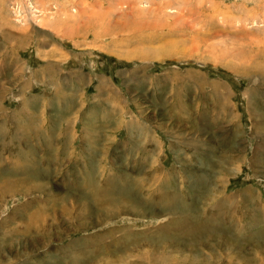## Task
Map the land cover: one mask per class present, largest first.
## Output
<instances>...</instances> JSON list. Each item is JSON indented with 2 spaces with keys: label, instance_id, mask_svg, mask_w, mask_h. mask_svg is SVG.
<instances>
[{
  "label": "rangeland",
  "instance_id": "374dc122",
  "mask_svg": "<svg viewBox=\"0 0 264 264\" xmlns=\"http://www.w3.org/2000/svg\"><path fill=\"white\" fill-rule=\"evenodd\" d=\"M80 73L157 141L56 140L52 173L1 125L0 264H264V0H0L2 92L56 105Z\"/></svg>",
  "mask_w": 264,
  "mask_h": 264
},
{
  "label": "crops",
  "instance_id": "0c3cea01",
  "mask_svg": "<svg viewBox=\"0 0 264 264\" xmlns=\"http://www.w3.org/2000/svg\"><path fill=\"white\" fill-rule=\"evenodd\" d=\"M49 38L46 37L45 38L46 42H43L42 44V46H47L44 48L46 52L49 48L48 46L51 47L54 46V43L52 44L53 40L51 39V37ZM35 48L36 46H34V50H33L35 55L34 57H36ZM38 50H40V48ZM59 53L61 52H58V54ZM44 55L47 56V54ZM38 59H40V57H38ZM18 62L20 65L23 66V69L26 70V71L23 70L21 76L25 72L27 79L28 78L31 79L36 71H32L29 68L28 64L20 59V54L18 56ZM53 66H54L53 62L52 63L49 62L46 64L43 70L47 71L48 68H53ZM80 75L81 77H83L82 79L72 81L71 75L66 74L65 80L69 85L68 86L66 84V86H68L69 89H66L64 91L67 92L68 95L66 96L60 95L58 97V101L56 105H53L51 100L49 99L48 100L46 99V101L43 102V96L40 94V91L37 93L31 92L30 94H28V97H26V99H24L23 96L20 99L19 97H17V95L11 93V90H13L16 87L15 85L19 83L18 81L19 79L17 81L15 80L16 77L12 79L11 82L8 83V85H6L7 89L5 88L6 89L5 92H2V90H0V100H2L0 101V127L2 125V128H4V125H9L8 123L9 120V122L11 123L10 125L13 124L15 127L19 126L20 133H22V126L23 125L29 126L30 138L29 136L28 138L31 144L30 147L31 148L33 147V149L37 151L38 153L37 156L38 158H40L37 159L36 162L31 161V164L40 165V168L42 170L46 169L45 166H51L52 173H54L56 170V167L54 166V159L55 156L57 155H55L56 154L55 146L53 147L54 141L56 140H61L66 142L65 144H63V150L64 152L65 150H69L68 151L69 154H67V152L66 154L63 153V157L71 156L70 148L72 147L71 144L72 142L75 143V147H77L76 144H78L77 142H79V145L82 149L86 148V143L88 141L95 142L94 149H96L98 141L100 146L101 142L104 140L107 141L112 138L116 139L118 138L117 134L121 130L125 131L124 132L125 139L128 142V144L136 140L138 142L140 141V144H143L147 140L149 142L155 140L152 138L150 129L146 124L139 123L138 124L139 128H137V124L135 123L134 119H130V120L127 119L120 121L119 119L120 104L117 101V99L112 96L115 92L117 93L118 91V89L114 85L111 86L109 85V83L107 84V81L104 80V77H99L100 79L97 78V85L94 88V93L99 94L100 98L104 100H99V99L96 100V98L93 95H92V99H89L90 97L86 95L87 93L86 85L88 87V85L90 84L91 77L88 76L89 82L87 84V81L85 80L87 79V77H84L86 76V74L83 75L82 73H80ZM35 83L41 84V82H35ZM72 83L74 90L78 91L84 87V93L78 95L77 97L74 96L75 93L72 95L70 92V88H72L71 87ZM28 88L30 90L31 82H29ZM104 88H106L108 91L102 94ZM4 94L7 95L6 98L9 96L8 98L10 99L7 105L9 108L8 111H5L2 107L5 99ZM104 95L105 98L103 97ZM79 97H81V100H84L83 103L77 102ZM15 101L17 102V105L14 104ZM12 102H13L12 104L13 109H10ZM40 105L42 110L41 109L39 110ZM104 105H106V107H104ZM72 111H74V113L71 114ZM36 112H37L36 117L38 119V122L32 119L35 116ZM114 117L115 120H113ZM86 120L91 121L89 125H88V121ZM113 121H115V123L117 121V123L113 124ZM54 124H57V127H55L56 132L55 129L53 128ZM77 124H79V126H77ZM103 132L105 134L104 135L105 138H103L102 136ZM67 142H71V143H67ZM42 149H44V153ZM74 150L76 149H73V151ZM50 151H53V153H51L52 156H50ZM23 155L27 156V154H23ZM92 156L93 158H96L97 153L94 152ZM21 157L23 156L21 155ZM1 158L2 157H0V159ZM40 160H43L42 165L40 164ZM7 162L8 163L6 164V167H9L10 165L9 161L7 160ZM15 163L22 164V159L21 160L18 159V161ZM1 178L2 177L0 176V188L3 187L4 189H6L7 186L10 185V182L8 179L3 181V179ZM41 178L43 177H40L39 174L38 176L37 175L32 176L30 187L37 189L40 188L42 184H37V183L38 181H40ZM20 182H22V180L17 179L16 184H13L12 187L20 188L22 186Z\"/></svg>",
  "mask_w": 264,
  "mask_h": 264
},
{
  "label": "bare ground",
  "instance_id": "6f19581e",
  "mask_svg": "<svg viewBox=\"0 0 264 264\" xmlns=\"http://www.w3.org/2000/svg\"><path fill=\"white\" fill-rule=\"evenodd\" d=\"M19 164V163H18ZM125 210H130V209H125ZM67 213V212H66ZM68 214V213H67ZM70 214V213H69ZM36 218H38V217H36ZM34 222V221H33ZM38 225V224H37ZM27 227V226H26ZM25 227V228H26ZM56 229H57V227H56ZM118 260V259H117ZM166 261V260H165ZM108 263V262H107Z\"/></svg>",
  "mask_w": 264,
  "mask_h": 264
}]
</instances>
